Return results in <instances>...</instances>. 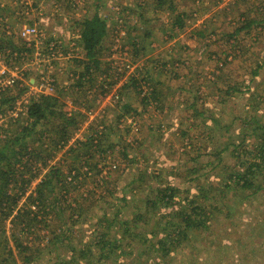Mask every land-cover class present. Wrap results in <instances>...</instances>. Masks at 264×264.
I'll list each match as a JSON object with an SVG mask.
<instances>
[{
	"label": "rangeland",
	"instance_id": "374dc122",
	"mask_svg": "<svg viewBox=\"0 0 264 264\" xmlns=\"http://www.w3.org/2000/svg\"><path fill=\"white\" fill-rule=\"evenodd\" d=\"M180 10L186 14L177 29L173 16ZM96 13L107 23L101 58L103 64L108 62L109 81H117L105 95L98 87L101 82L84 81L79 91L70 87L84 68L72 59L85 55L78 40V21ZM24 26L36 27L40 36L35 43L24 38L30 51L6 56L12 45L1 36L5 59L0 54V63L16 66L20 78L5 94L12 101L0 108L4 117L0 126L9 117L23 118L32 97L54 94L56 81L66 85L62 88L64 108L83 113L69 144L83 138L90 122L102 117V123L110 125V142L117 144L114 154L123 150L129 158L119 164L123 176L118 183L127 185L115 184L124 186L127 205L119 210L97 205L96 217L83 224L85 234L70 242L65 239V248H56L53 256L39 257L30 264H264V173L248 189L224 186L237 173H246L249 163L259 156L255 157L258 143L253 128L264 124V0H0V34L12 32L10 39L17 44ZM171 27L175 34L166 41ZM201 29L210 37L200 36L196 31ZM203 40L211 43L204 47ZM175 42L190 47L182 54L188 63L173 66L170 61L159 73L171 85L159 108L155 103L144 107L131 86L121 100L113 94L135 68L152 73L161 61L168 60L169 46ZM176 48L172 58L183 51ZM257 61L261 66L253 74ZM213 79L224 88L226 83H241L242 91L228 97L223 90L214 89ZM41 82L46 88L39 87ZM181 86L182 95L176 89ZM117 99L118 104L126 100L139 111L131 129L116 124V116L124 113V106L115 104ZM130 116L129 111L128 123L132 122ZM61 153L57 151L56 158ZM131 174L136 180L129 183ZM165 186L177 188L174 200L180 203L164 206L156 201L157 209L152 211L147 198H154ZM201 207L207 216L202 219L204 225L188 228L186 239L168 253L155 246L164 234L171 240L172 232L182 227L181 212L201 219ZM103 213L108 215L107 222L113 214L123 221L110 227L96 224ZM137 213L144 214V219H137ZM11 217L5 219L4 228L13 246ZM101 230L108 231L109 242L103 249L98 242ZM34 238L38 244V237ZM143 241L153 243L155 251H149ZM17 261L23 264L19 257Z\"/></svg>",
	"mask_w": 264,
	"mask_h": 264
},
{
	"label": "trees",
	"instance_id": "16d2710c",
	"mask_svg": "<svg viewBox=\"0 0 264 264\" xmlns=\"http://www.w3.org/2000/svg\"><path fill=\"white\" fill-rule=\"evenodd\" d=\"M196 1L197 3L200 2V0ZM185 14L186 12L183 10L174 13L173 26L177 29L181 27ZM250 22L252 20H249L248 24ZM78 23L80 25L78 40L85 51V55L83 58L75 56L72 59L76 63L83 64L84 68L83 71L76 72L77 76L73 79L74 84L70 87L76 86L79 91L84 81L90 82L92 85L101 82L98 87L101 93L105 95L111 89L109 87L117 82L109 81L108 62L103 64L101 58V42L106 34L107 23L98 13L91 18L78 21ZM171 30L172 27L164 40L167 41L173 38L175 33H172ZM6 32L3 30L0 34L1 57H4L2 49L5 44L2 43L4 42L2 35L7 39L5 42H10L12 45L11 51L6 56L12 55L13 57L14 52L18 56L22 51L31 50L30 47L26 46L27 41L21 36H19L20 38L16 44L10 39L12 32L8 34ZM196 32L204 38L210 37L209 34V36H206L202 29ZM201 42L204 47L211 43L209 40ZM176 47L182 48L183 51L177 58H172L173 52L177 50ZM189 48L186 44L172 43L167 52L170 56L168 60L161 61L152 73H149L147 68L144 70L141 66L138 71L135 68L128 81L116 88L113 94L121 100L125 96L124 92L127 87L131 86L139 98L138 101L144 107L155 103V106L159 108L165 89L171 86L169 84L170 79H161L159 73L163 71V67H166L167 64L171 65L170 61L173 66L188 63V58L182 54L188 52ZM199 49L202 54L203 49ZM260 66V62L257 61L252 73L255 74ZM157 67L159 70H157ZM216 76L222 77L220 74H216ZM226 78H228V75ZM211 81L215 83L214 89L216 91L223 90L228 97L234 92L242 91L239 88V86H243L241 83H226L224 88L221 83L217 86L216 80ZM53 84L55 85L54 94L41 93L32 97L23 118L9 117L6 121L7 124L0 126V134L3 133L0 135V223L2 225V228H0V234H2L0 235V264H17L18 257L21 263L30 264L39 257L53 256L56 248H65V239L70 242L78 234H85L83 224L96 217L97 205L99 208L110 206L112 209L117 210L123 209L127 205L126 192L123 190L127 184L118 183V181L123 176V171L119 173V164L123 159L129 161V158L123 154V150L118 149V152L114 154L117 144L109 140L107 129L110 125L107 126V124L102 123V117L97 118V121H94V119L88 126L87 134L69 144L75 127L77 129L79 125L78 116L83 115V113L75 108L66 110L62 99V88H65L66 85L62 86L56 81ZM182 88L183 86L176 88L181 95L183 94ZM9 93V86L0 88V108L3 104L12 101V97L8 99L9 95H5ZM222 96L220 95L219 99H222ZM120 100L115 104L123 105L124 113L116 116V124L119 123L118 127L122 129L127 126L126 129L128 130L131 129L134 123L136 124V116L134 117V115H138L139 111L126 100L118 104ZM129 111L131 113L130 118H132L131 123H128L126 118ZM2 113L3 110L0 109V118L3 117ZM108 124L112 125V123ZM152 128L148 127L149 130ZM253 129L258 143L255 148V157L259 155V158L256 157L255 160L249 163L246 173H237L234 175V179L230 178L228 182L226 181L224 186L227 189L238 187L248 189L253 186L259 175L264 173V165H262L264 163V124L259 123ZM57 151H62V153L60 157L56 158ZM115 164L118 165L115 166ZM114 175H116V178L111 180ZM130 179L129 183L136 180L133 175ZM33 183L34 186L31 188ZM117 183L125 185L123 187L116 186ZM258 188H260L259 185L256 186L254 191H250L248 196ZM177 192V188L173 186L158 189V194L154 198L148 197L146 200L149 209H152V211L157 209L155 206L156 201H161L164 206L175 202L180 203L179 199L174 200ZM20 201H22L21 204ZM199 213L202 216L201 219H199V216L183 215L181 212L182 227L176 232H172L171 240H167V235L164 234V237L159 238L154 243L155 246L157 248L159 246V250L161 248L165 253L170 252L173 247L179 246L182 239H186L188 228L204 225L202 219L207 218L204 207L200 208ZM199 213L197 214L199 215ZM11 215V222H13L11 237L14 247L9 243V238L5 236L6 229L4 228L5 219ZM104 215L105 213L102 214V217ZM107 216L105 215L102 221L99 219L95 221L96 224H106L107 227H110L116 221H123L120 220L122 216L118 217L117 214H113L111 222H107ZM136 216L137 219L141 217V220L144 219V214L137 213ZM148 221L149 219L146 218V222ZM51 223L55 225L52 227ZM175 227H178L176 223ZM34 237H38V244L35 243ZM99 239V247L103 249L109 242L107 241L108 231L101 230ZM142 245L147 246L149 251H155L153 243L149 245L147 241H143ZM70 246L73 247L72 243H70ZM42 249L46 250L42 252Z\"/></svg>",
	"mask_w": 264,
	"mask_h": 264
},
{
	"label": "built area",
	"instance_id": "2783aa9c",
	"mask_svg": "<svg viewBox=\"0 0 264 264\" xmlns=\"http://www.w3.org/2000/svg\"><path fill=\"white\" fill-rule=\"evenodd\" d=\"M33 35H35V37L32 38V40H30L29 37L33 36ZM21 37L23 39L25 38L31 42L34 40L33 43H35L36 40L40 38V36H38V34H37L36 27H33V26H24L21 30ZM31 42H30V44H31ZM3 76H5L7 78V80H4ZM18 78H20V76L18 75L16 66L13 68H9L6 65L0 63V88H4L6 86L12 85L15 82V80ZM39 87L43 88V87H45V85L41 82L39 84ZM44 93H49V92H44Z\"/></svg>",
	"mask_w": 264,
	"mask_h": 264
}]
</instances>
